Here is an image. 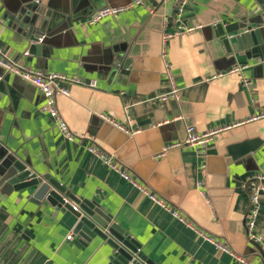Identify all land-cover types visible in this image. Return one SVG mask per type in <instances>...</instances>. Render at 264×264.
I'll return each mask as SVG.
<instances>
[{"label": "crops", "instance_id": "1", "mask_svg": "<svg viewBox=\"0 0 264 264\" xmlns=\"http://www.w3.org/2000/svg\"><path fill=\"white\" fill-rule=\"evenodd\" d=\"M184 1L178 14L172 0H0L6 58L81 82H60L67 95L55 98L70 141L41 112L43 95L0 69V264H111L103 240L75 243L66 208L13 189L8 172L16 162L98 204L149 264H238L215 244L264 264V242L250 241L246 227L250 182L264 175V118L254 119L264 112V63L230 58L214 32L259 14L264 0ZM130 4L88 25L99 10ZM37 10L50 18L30 35L23 22ZM181 26L195 29L180 35ZM171 82L179 100L155 102ZM190 128L219 132L204 147L169 148ZM89 147L114 155L119 172L168 210ZM253 233L264 234V193Z\"/></svg>", "mask_w": 264, "mask_h": 264}, {"label": "water", "instance_id": "2", "mask_svg": "<svg viewBox=\"0 0 264 264\" xmlns=\"http://www.w3.org/2000/svg\"><path fill=\"white\" fill-rule=\"evenodd\" d=\"M75 2L73 1L72 6ZM41 12L34 11L29 23L23 22V28L30 35L34 31L38 32L36 35L41 33L42 24L50 18V15L45 16ZM214 32L216 39L230 58L244 57L248 61L264 63V6L261 7L259 14H253L249 20L229 19L215 26ZM30 40L36 43V38ZM8 177L15 191L32 189L36 192L34 196L36 199L44 198L50 204L55 203L66 208L73 216L72 235L76 244L85 246L100 239L111 247V264H149L142 256L140 246L113 221L111 214L95 202L64 193L47 177L39 178L31 174L20 162L11 166ZM64 198L68 203H64ZM72 205L78 206L77 211L73 210ZM255 246L259 249L257 245Z\"/></svg>", "mask_w": 264, "mask_h": 264}, {"label": "built area", "instance_id": "3", "mask_svg": "<svg viewBox=\"0 0 264 264\" xmlns=\"http://www.w3.org/2000/svg\"><path fill=\"white\" fill-rule=\"evenodd\" d=\"M172 2L175 4L176 11L179 14L184 8L185 1L184 0H172ZM138 4H139V1H136L134 3V5H138ZM132 6L133 4H130L124 7H119V8H103L99 10L98 12H96V14L88 21V25L92 26L94 24H97L103 18L108 17V16L116 17L118 14L126 12L127 10L132 8ZM194 29L195 28H188V27L181 26L179 28L178 34L180 35L188 34V33H191ZM0 69H2L4 72L12 74L16 78H19L23 82L30 84L34 88H36L44 97V104L40 108L41 112L49 114L52 119L57 121L58 127L60 131L63 133V135L65 136V138H67L70 141H73L75 139L74 136L68 131L65 124H63L59 120L58 114L54 106H55V98L57 95H67V91L64 88L60 87L59 83L62 81H65L68 83L80 84L81 82L79 80L67 79L58 74L43 75L40 72L25 70L24 68H22L15 62H12L9 59H7L6 56L2 53L1 49H0ZM169 75L170 74L168 73V76ZM0 80H2L1 77H0ZM169 99H174L176 101L179 100V92L173 82H171L170 92L167 95L156 98L154 101L162 104V103L167 102V100ZM261 118H264V112L254 117L255 120L261 119ZM119 129L124 130L122 127H119ZM126 132H129V131L126 130ZM218 132H213L211 134L199 136L195 134L193 129L190 128L186 131L187 136L183 144L175 143L171 145L169 148H177V147H181L182 145L204 147L205 144L208 142V140H210V138H212V136ZM88 151L90 153L95 154L97 157L101 158L108 167L118 172L124 180L130 182L132 185L138 188L143 194L147 195L152 202H154L161 208L168 210L160 200L156 199L154 196L146 193L145 190L140 188L138 184H136L130 176L122 172H119V170L115 166V156L114 155H105L99 152L94 147H89ZM250 185H251L250 207L247 212L246 227L248 230L249 240L256 244L261 245L264 242V234L257 235L253 233V229L255 226L257 216L259 214L260 195L264 193V175H259V176L254 177L253 180L250 182ZM64 203H68V200L65 198H64ZM72 207L74 211H77L78 209L77 206L72 205ZM172 215L174 216L175 219H178L180 222L184 221L181 215L178 214L177 212H172ZM210 242L213 243L211 240ZM215 245H217L221 251L226 252L230 256H232V258L238 264H253V263H249L243 257L234 254L233 252L230 251L229 248L221 246L219 244H215ZM254 264H257V263H254Z\"/></svg>", "mask_w": 264, "mask_h": 264}]
</instances>
